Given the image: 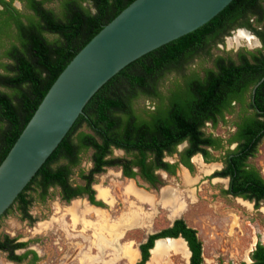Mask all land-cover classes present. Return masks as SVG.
<instances>
[{
  "label": "trees",
  "instance_id": "1",
  "mask_svg": "<svg viewBox=\"0 0 264 264\" xmlns=\"http://www.w3.org/2000/svg\"><path fill=\"white\" fill-rule=\"evenodd\" d=\"M13 1L0 0V164L61 72L134 0H21L23 10L15 8ZM56 2H60L58 12L48 7ZM247 13L264 19V0H233L201 28L121 70L92 97L84 114L3 216L16 209L23 220L34 224L37 219L31 206L36 200L45 202L54 188L60 190L65 203L87 197L102 206L93 186L96 175L107 168H121L125 177H139L157 187L162 184L157 170L175 175L182 164L193 173L191 159L197 154H202L206 163L224 161V169L212 177H230L225 193L252 201L256 208L264 205V178L248 162L264 137L262 85L253 93L264 76V56L248 58L241 53L238 59L218 57L213 68L201 66L202 72L195 66L197 59L213 56L212 47L229 33L228 22ZM255 71L260 73L258 77L251 76ZM2 88L13 89L14 96ZM142 99L150 105L140 106ZM225 112L239 118L234 122L238 131L227 140L228 145L237 142L238 146L219 157L213 151L223 150L225 140L204 129L208 122L213 127L225 123ZM183 143L187 146L179 151ZM115 149L124 151L125 156H114ZM89 151L92 167L85 171L81 165ZM176 155V162L166 160ZM75 174L81 184L73 182ZM167 237H183L192 252L190 264H205L197 231L182 219L151 235L140 246L142 257L136 264H147L155 241ZM27 245L9 235L0 237V252H6L14 262H23L30 253L38 257L33 250L16 254ZM251 258L249 264H264L261 242Z\"/></svg>",
  "mask_w": 264,
  "mask_h": 264
},
{
  "label": "rangeland",
  "instance_id": "2",
  "mask_svg": "<svg viewBox=\"0 0 264 264\" xmlns=\"http://www.w3.org/2000/svg\"><path fill=\"white\" fill-rule=\"evenodd\" d=\"M85 5L89 6L88 3ZM17 6L22 9L19 4ZM48 7L58 12L60 2L48 4ZM46 36L54 38L50 34ZM232 39L228 41V46L226 44L223 46V49L216 47L215 52L233 54L232 45L247 43L249 46L246 39L241 40L240 44ZM207 65L208 60L204 57L195 62L196 68L201 72V66ZM0 71L3 72L1 68ZM2 90L14 96L13 89ZM149 105V100L140 101V106ZM235 114L216 127L207 124L204 131L227 139L234 130L232 123ZM2 126L0 121V128ZM184 146L178 150H182ZM91 155L92 151L83 155L81 169L85 171L91 169ZM215 155L218 156L219 153ZM114 156L123 157L125 153L122 150H114ZM167 160L174 161L175 158L167 157ZM251 162L264 175V139ZM214 164L217 167L211 172L222 167L221 162ZM211 172H201L200 167L194 162V171L190 175L196 181H193L192 185L185 182L181 167L174 176L163 174V186L151 189L141 181L139 184L142 186H139L138 181L125 178L118 167L107 168L104 173L95 177L96 184L110 193L109 199L105 201L97 197L98 200L105 202L103 206L98 207L103 210L97 213L98 220L90 216L92 214L82 212L78 216L72 215L69 209L74 201L63 202L60 190L51 189L50 196L45 202L36 200L30 208L31 214L37 219L34 224L23 220L16 209L0 219V237L9 235L17 242L28 243L26 248L18 250L16 254L22 255L27 250H33L38 257L35 258L30 253L23 262L17 263L9 260L6 252H0V264H136L141 259L140 244L152 233L168 228L177 218H183L188 226L197 230L208 264L249 262L251 250L256 243L264 242V206L256 209L252 203L225 193L228 180L208 179ZM73 182L82 183L78 174L73 176ZM129 182H133L138 189L150 195L154 202L149 197L137 199L128 195L124 187ZM168 189L178 190L185 199L179 201L181 213L173 220L170 219L173 212L166 202L168 199H164ZM77 200L85 202L82 205L83 210L88 208L95 211L89 206L91 204L86 197ZM129 215L137 217L138 221L123 227V221ZM165 242L170 245L169 242ZM164 247L155 253L157 255L151 257L152 260L150 259L148 264H189L188 259L183 258L169 246ZM136 249L139 251V257L131 263L126 255L129 250Z\"/></svg>",
  "mask_w": 264,
  "mask_h": 264
},
{
  "label": "water",
  "instance_id": "3",
  "mask_svg": "<svg viewBox=\"0 0 264 264\" xmlns=\"http://www.w3.org/2000/svg\"><path fill=\"white\" fill-rule=\"evenodd\" d=\"M232 1L134 0L104 26L61 72L0 164V217L109 80L144 55L201 28Z\"/></svg>",
  "mask_w": 264,
  "mask_h": 264
},
{
  "label": "flooded vegetation",
  "instance_id": "4",
  "mask_svg": "<svg viewBox=\"0 0 264 264\" xmlns=\"http://www.w3.org/2000/svg\"><path fill=\"white\" fill-rule=\"evenodd\" d=\"M6 1H8V2H10V0H6ZM12 4H13V6L15 7V8H17V9H20L18 6H17V4H19L20 6H21V8L22 9H20V10H23L24 9V3L21 1V0H14L13 2H12ZM3 8V6H0V9H2ZM228 26L230 27V30H229V33H226L225 35H222L221 37H219V39L217 40V43L212 47V50H211V52H212V54H213V56L211 57H208V65L206 66L208 69H211V68H213L214 67V65H215V63H216V59L218 58V57H223V58H233V59H238L239 57H240V55H241V53L243 54V55H246L248 58H253V56L254 55H261L260 53H262V55L264 56V19H262V20H259V15H252V14H250V13H247V14H243V15H240L239 17H237V18H235V19H233V20H230L229 22H228ZM249 34H247V33ZM240 33L241 34H243V35H241L242 37L241 38H238L237 39V36L238 35H240ZM233 38V39H232ZM230 39H232V40H234V42H236V43H239L240 44V41L241 40H243V39H246L247 41H248V43H249V46H248V44L247 43H245V44H240V45H232V47H234V52H233V54H220V53H216L215 52V48L216 47H219V48H224L223 46L226 44L227 46H228V41L230 40ZM231 40V41H232ZM233 42V41H232ZM248 51H250L251 52V54H248V53H245V52H248ZM260 51H262V52H260ZM245 53V54H244ZM204 75H205V73H204ZM260 75V73L259 72H257V71H255L251 76H256V77H258ZM263 80V81H262ZM261 81V83L258 85V86H260V85H262V88L264 89V85H263V82H264V76L260 79V80H258V82H257V84L259 83ZM257 84H255V86L257 85ZM255 86H254V89H255V91H256V88H255ZM254 89H253V93H254ZM255 94V93H254ZM234 104H235V106L237 107V110H240V105L237 103V102H234ZM253 111L251 110L250 111V113H252ZM230 116H232L233 117V113H229V112H225V120L227 121V119H228V117H230ZM239 121V118H238V116H237V114H235V118L233 119V128H234V130H233V132L231 133V135L227 138V139H224L225 140V148L223 149V150H221V151H213V153L214 154H216V153H219V157L220 156H223V155H225V150L226 149H231V150H234V149H236V147L238 146V143L236 142V143H233V144H231V145H228L227 144V140L233 135V134H235L237 131H238V128H237V126L234 124V122H238ZM222 122V121H221ZM210 122H208L207 124H209ZM224 123V122H223ZM206 124V125H207ZM211 125H212V123H210ZM222 138V137H221ZM263 139H264V137L262 138V140H261V142L259 143V145H258V147H257V151H256V153L252 156V157H250L249 158V160H248V162L251 164V165H253V166H255L252 162H251V159L252 158H254L256 155H257V153H258V151H259V146L261 145V143H262V141H263ZM185 145V146H184ZM181 146H184V148L187 146V143H183L182 145H180L179 147H181ZM179 147H178V149H179ZM183 148V149H184ZM182 149V150H183ZM115 150H118V149H115ZM182 150H179V151H182ZM124 152V151H123ZM125 153V152H124ZM201 156V157H200ZM171 158H173V157H171ZM175 160L174 161H170V160H167V158H166V160L167 161H170V162H176L177 160H178V156L176 155L175 157ZM197 158H199V160L202 162V164L203 165H205V166H210L211 168L210 169H207V168H205L206 169V171H204V169H203V166H201L200 165V163L199 162H197ZM203 159V160H202ZM195 163H197V165L200 167V170H201V172L203 171V172H211L213 169H215L216 167H217V165L216 164H214L215 162H211V163H206L205 161H204V158H203V156H202V154H197V155H195V156H193L192 157V159H191V162L193 163V165H194V162ZM216 162H221V164H222V167L220 168V169H218V170H215V171H213V172H211V174L208 176V179H227L228 180V187H227V189L226 190H228L229 189V187H230V177H212V175L214 174V173H216V172H218V171H221L222 169H224V167H225V163H224V161L223 160H220V161H216ZM212 166H214V167H212ZM181 167H183V177H184V180H185V182L187 183V184H190V185H192L193 184V181H196V179L194 178V177H192L190 174H192V172H190V170L188 169V168H186L184 165H182V164H180L179 165V167H178V169H177V171L179 170V168H181ZM256 167V166H255ZM257 168V167H256ZM258 170H259V172H260V174L262 175V177L264 178V175H263V173H262V171L259 169V168H257ZM120 170H121V168H120ZM185 171L188 173V175L189 176H187L188 177V179H187V177L185 176ZM121 172H122V170H121ZM190 172V173H189ZM156 174H158L159 176H160V179L162 180V184H163V181H164V176H163V174H166V175H169V176H174V175H170V174H168L166 171H163V170H157L156 171ZM176 174H177V172H176ZM175 174V175H176ZM122 175H123V173H122ZM124 176V175H123ZM125 177V176H124ZM125 178H127V179H129V180H136V182H137V184H139L140 183V181H141V183H143V184H146V185H148L149 186V188H151V189H158V188H160L161 186H163L162 184H160V185H158L157 187H152V186H150L148 183H146V182H144L142 179H140L139 177H137V178H128V177H125ZM128 185H130L132 188H133V190H134V192L133 193H130V194H128L127 192H126V189H127V186ZM141 184H139V186H140ZM97 186H99V185H97V184H94V186H93V188L96 190V199L98 200V198H100V199H102V200H106V199H109V196H108V198H103V197H101V196H99V192H98V190H97ZM142 186V185H141ZM104 188V187H103ZM124 191L128 194V195H130V196H133V197H136L137 199H138V197L139 198H141V197H149L150 199H152V197L150 196V195H148L147 193H144L142 190H140V189H138L135 185H134V183L133 182H129L125 187H124ZM109 192V191H108ZM229 195H232L233 197H235V198H239V199H242V200H244V202H246V201H248V202H250V203H252L253 205H254V207H255V203L254 202H252V201H249V200H246V199H244V198H242V197H240V196H234L233 194H229ZM99 196V197H98ZM98 197V198H97ZM178 197H181L179 200L180 201H182V200H185L184 199V197H183V195L181 194V193H179V191L178 190H175V189H168L166 192H165V195H164V199H169V202H168V205H169V207H170V209H171V211H172V208H173V206H175V207H178V203H179V200H176ZM87 198V197H86ZM88 199V198H87ZM75 200H77V198L76 199H74L73 201H75ZM102 200H98V201H101V202H103ZM153 200V202H154V199H152ZM89 201V200H88ZM90 202V201H89ZM105 202H103V204H104ZM90 204L91 205H89V206H95L94 207V210L95 209H99V211L100 212H103V210L102 209H100V208H98V207H101V206H97V205H94V204H92L91 202H90ZM185 205H186V201H185ZM103 206V205H102ZM262 206H264V205H262ZM256 208V207H255ZM256 209H258V208H256ZM97 211V210H96ZM173 212V211H172ZM97 213H99V212H97ZM97 213H95V214H93L92 213V217L93 218H97L96 220H98V217H97ZM181 212L179 211V213L178 214H180ZM178 214L177 215H175L174 217H172V214L170 215V219L171 220H173L174 218H176L177 216H178ZM93 215H95V216H93ZM178 219H182V220H184L183 218H177V219H175L173 222H172V224L169 226V227H172L173 226V224H174V222L176 221V220H178ZM138 221V218L136 217V218H134V216L132 215H129L128 217H126V219L123 221V227L124 226H128V225H130V224H135L136 222ZM185 221V220H184ZM186 223V222H185ZM187 224V223H186ZM168 227V228H169ZM190 227V226H189ZM191 228H193V227H191ZM193 229H195V228H193ZM196 230V229H195ZM162 231V230H161ZM161 231H158V232H155V233H152L151 235H154V234H156V233H159V232H161ZM197 231V230H196ZM151 235H149V237L151 236ZM197 236H198V238L200 239V237H199V234H198V232H197ZM149 237L147 238V240L144 242V243H142V244H145L147 241H148V239H149ZM169 238H171V237H167V238H161V239H157L156 241H155V243H154V246H153V248H151L150 249V259L152 260V258H153V256H154V253H155V251H156V248H157V246H158V244L160 243V245H161V248H165L164 246H169V248H171L172 250H174L173 249V247L171 246V245H174V241H176V240H182L186 245H187V247H188V249H189V252H190V255H189V257H188V260H189V264H190V259H191V256H192V252H191V250H190V248H189V246H188V243H187V241L183 238V237H178V238H172V239H174V240H171V241H167V242H169V244L170 245H168L165 241H166V239H169ZM161 240V241H160ZM157 241H159L158 242V244H157V246H156V248H155V245H156V243H157ZM201 241V240H200ZM16 242H17V240H16ZM259 242H261L263 245H264V242L263 241H258L257 243H256V245H255V247H254V249H252L251 250V253H250V256H249V262H247V261H244V262H242V263H252V258H251V254H252V252L255 250V248H256V246H257V244L259 243ZM142 244H140V246L142 245ZM140 246H139V251H140V254H141V250H140ZM155 248V249H154ZM154 249V250H153ZM18 250H22V249H17V251ZM153 250V253H151V251ZM16 251V252H17ZM139 251H138V257H139ZM204 247H203V244H202V257H203V260H204V263L205 264H208L207 262H206V260H205V258H204ZM153 254V255H152ZM141 257H142V255H141ZM152 257V258H151ZM149 259V261L147 262V264L148 263H150V260ZM141 260V259H140ZM14 262V261H13ZM140 262V261H139ZM18 263V262H17ZM138 263V262H137ZM241 263V264H242Z\"/></svg>",
  "mask_w": 264,
  "mask_h": 264
},
{
  "label": "bare ground",
  "instance_id": "5",
  "mask_svg": "<svg viewBox=\"0 0 264 264\" xmlns=\"http://www.w3.org/2000/svg\"><path fill=\"white\" fill-rule=\"evenodd\" d=\"M247 33V32H246ZM248 34V33H247ZM241 35H243V34H241L240 33V35H238L237 36V39L238 38H241L242 36ZM249 35V34H248ZM197 160V162H199L200 163V165L201 166H203V169H204V171H206V169L205 168H207V169H210L211 167L210 166H205V165H203L202 164V162L199 160V158H197L196 159ZM212 167H214V166H212ZM185 176L187 177V176H189L188 175V173L185 171ZM187 179H188V177H187ZM97 190H98V192H99V196H101V197H103V198H108V196L110 195V193L108 192V190L107 189H105V188H103V187H101V186H97ZM126 192L128 193V194H130V193H133L134 192V190H133V188L130 186V185H128L127 186V189H126ZM181 197H178L176 200H179ZM180 201V200H179ZM166 202L168 203L169 202V199L168 200H166ZM83 204H85V202H83V201H81V200H75L74 201V203H73V205L70 207V209H69V212H71V214L72 215H74V216H78L81 212L82 213H87V214H95V213H97V212H100L99 211V209H95V211H93V210H91V209H85V210H83ZM87 206V205H86ZM92 209H94V207L93 206H90ZM97 210V211H96ZM179 205H178V207H175V206H173V208H172V211H173V214H172V217H174L175 215H177L178 213H179ZM90 216H92V215H90ZM93 216H95V215H93ZM98 217V216H97ZM172 239H166V241H171ZM161 241V240H160ZM159 242V241H158ZM158 242H157V244H158ZM175 243H174V245H171L172 247H173V249H174V251L176 252V253H178V254H180V255H182V257L183 258H185V259H188V257H189V255H190V252H189V249H188V247H187V245L182 241V240H176V241H174ZM157 246V245H156ZM156 248V247H155ZM154 248V249H155ZM153 249V250H154ZM161 249V245H160V243L158 244V246H157V248H156V251H155V253H158V251ZM153 250H152V253H153ZM154 253V254H155ZM155 255H157V254H155ZM158 255H160V253L158 254ZM127 256V258L129 259V262H133L134 260H136V258L138 257V250L136 249V250H129V253L126 255ZM154 259H157V258H154Z\"/></svg>",
  "mask_w": 264,
  "mask_h": 264
}]
</instances>
